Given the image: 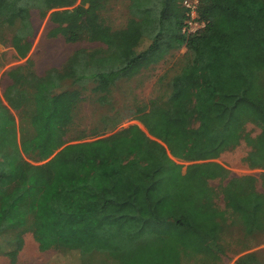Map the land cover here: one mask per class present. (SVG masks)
Returning a JSON list of instances; mask_svg holds the SVG:
<instances>
[{
  "label": "trees",
  "instance_id": "16d2710c",
  "mask_svg": "<svg viewBox=\"0 0 264 264\" xmlns=\"http://www.w3.org/2000/svg\"><path fill=\"white\" fill-rule=\"evenodd\" d=\"M182 1L127 0L125 26L112 29L103 19L110 0H0V34L12 28L18 59L30 50L32 11L55 25L50 36L98 44L42 75L29 61L7 72L0 253L15 256L29 232L41 251L78 252L91 264L212 262L226 214L216 205L220 195L243 229L255 223L263 232L264 193L254 177L228 178L220 194L208 181L227 177L214 160L244 139V162L262 171L264 185V0H199L197 16L207 24L191 35L181 32ZM252 34L256 41L245 44ZM181 48L191 61L171 80L167 97L120 115L112 88ZM66 82L71 88L61 90ZM88 89L106 113L95 133L69 139ZM126 119L137 124L117 129ZM246 124L260 132L251 138ZM233 264L258 263L244 254Z\"/></svg>",
  "mask_w": 264,
  "mask_h": 264
},
{
  "label": "rangeland",
  "instance_id": "374dc122",
  "mask_svg": "<svg viewBox=\"0 0 264 264\" xmlns=\"http://www.w3.org/2000/svg\"><path fill=\"white\" fill-rule=\"evenodd\" d=\"M78 3L79 0H77L76 5ZM126 4L127 0H110L109 8L103 14V19L112 29H120L125 26L127 21ZM31 20L34 31L30 39V50L24 59H18L15 51L10 46L12 28H6L0 34V60L2 62L0 66V97L10 84V79L7 76L10 69L29 61L32 63L33 71L37 75H42L49 68H60L73 51L98 46L97 43H68L60 35L50 36V32L55 25L49 21L48 16L40 19L36 12L32 11ZM251 36L244 40L245 44L251 45L256 41L253 34ZM258 38L262 40V33ZM190 61L191 55L186 49L181 48L171 51L159 62L141 70L138 75L127 81L117 83L110 94L115 110L120 115H129L130 112L136 109L146 107L152 99H165L170 90L171 80L178 76L183 67ZM216 79L219 80L220 77H216ZM70 88L71 85L66 82L61 90ZM89 89L81 91V100L74 111L73 124L68 134L69 139L74 138L81 132L85 134L95 133L99 127L101 116L106 113L105 109L101 108L96 101L97 95ZM13 115L17 121V115L15 113ZM129 124H137V122L126 119L117 129L127 127ZM259 132L260 129L255 125H244L243 133L248 134L251 138H254ZM109 134L106 133L105 136ZM90 138L92 137L89 136L86 139L90 140ZM248 152L249 146L244 139H241L235 147L220 154L214 161L227 171V177L209 180L208 185L220 194L221 188L228 178L252 176L256 179L254 183L255 190L264 193V185H262L259 178L262 171L260 169H249L244 162ZM26 160L34 163L31 159L26 158ZM183 164L185 165V163ZM216 205L221 211L226 212L219 249L217 250L219 258L208 262L203 259L198 260V257H186L184 258V264H233L238 257L244 254H253L258 264H264V229L263 232L257 230V224L255 223L254 227L243 229L239 218L225 210L221 195L216 201ZM7 250L10 251L11 249L7 248ZM86 258L87 262L84 261L81 254L73 251L67 252L56 249L41 251L32 234L27 232L21 235V247L15 256L11 257L0 253V264H91L90 257L87 256ZM93 264L95 263L93 262Z\"/></svg>",
  "mask_w": 264,
  "mask_h": 264
},
{
  "label": "built area",
  "instance_id": "2783aa9c",
  "mask_svg": "<svg viewBox=\"0 0 264 264\" xmlns=\"http://www.w3.org/2000/svg\"><path fill=\"white\" fill-rule=\"evenodd\" d=\"M181 5L185 11V20L181 29L183 34H194L206 26L207 22L197 16L199 0H183Z\"/></svg>",
  "mask_w": 264,
  "mask_h": 264
}]
</instances>
